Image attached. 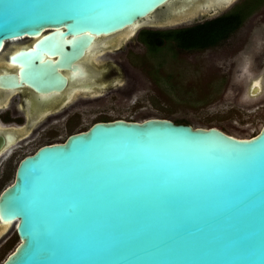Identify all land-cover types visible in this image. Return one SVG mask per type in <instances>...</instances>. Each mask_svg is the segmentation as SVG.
Listing matches in <instances>:
<instances>
[{
    "label": "water",
    "instance_id": "1",
    "mask_svg": "<svg viewBox=\"0 0 264 264\" xmlns=\"http://www.w3.org/2000/svg\"><path fill=\"white\" fill-rule=\"evenodd\" d=\"M180 2L177 14H194L197 0H0V55L37 40L0 84L58 91L98 38L156 24ZM263 89L264 70L246 95ZM0 223L19 239L3 264H264V123L237 138L163 118L95 122L19 162Z\"/></svg>",
    "mask_w": 264,
    "mask_h": 264
},
{
    "label": "rangeland",
    "instance_id": "2",
    "mask_svg": "<svg viewBox=\"0 0 264 264\" xmlns=\"http://www.w3.org/2000/svg\"><path fill=\"white\" fill-rule=\"evenodd\" d=\"M258 12L262 15H254L242 23L235 34L217 48L176 54V57L170 49L154 56L144 53L140 58L145 71L140 61L132 62L134 71L141 73L146 82L144 91L134 94L132 100L123 99L114 91L104 96L102 109H82L79 123L66 126L60 138H33L31 144L19 151L12 171L3 176L0 194L14 181L18 164L25 156L41 146L64 142L70 134L86 131L104 118L138 122L149 117L184 119L191 127H214L237 138L257 134L264 123V89L255 98H249L246 93L250 83L260 79L264 70V5ZM135 37L132 32L127 40ZM128 41L125 45L130 44ZM214 63L222 67L216 68ZM16 236L14 227L2 232L1 237L5 238L1 241L6 238L9 241L0 250V264L19 244Z\"/></svg>",
    "mask_w": 264,
    "mask_h": 264
},
{
    "label": "flooded vegetation",
    "instance_id": "3",
    "mask_svg": "<svg viewBox=\"0 0 264 264\" xmlns=\"http://www.w3.org/2000/svg\"><path fill=\"white\" fill-rule=\"evenodd\" d=\"M251 1L230 0L225 8L217 7L218 12L212 17L209 12L212 11V8H216L217 4L222 5L221 0L206 3L204 0H197V3L192 2L191 6H196H194L196 10H193V15L188 10L179 14L175 11L177 7L189 6V2L174 3L167 15L157 16L156 24L147 23L133 29L132 32L136 37L129 40V45H125L128 41V34L132 33L129 31L123 37L117 35L108 37L110 39L107 37L98 38L84 57L78 61L84 68L82 75L75 82L65 79L66 84L58 91H37L30 83H22L19 87L12 86L9 89H4L0 84V189L2 178L12 171L19 151L24 146L31 144L33 138H60L65 133L66 126L79 123L82 109L84 111L102 109L105 106L104 96L114 91L119 93L123 99L132 100L134 94L146 89V82L142 74L134 71L132 65V62L140 61V66L143 65L141 69L145 71L141 58L144 53H150V45L142 39L143 32L147 30L153 32L177 31L193 27L196 24L201 25L220 15L234 13L241 8L243 3ZM262 5H264V0L253 7L242 23L254 15H262L258 12ZM171 9L174 11L172 12ZM36 41L27 39L7 45L4 53L0 55V83L10 75L20 76L21 66L12 62L11 57L18 51L31 48ZM219 45L208 49L217 48ZM165 49L172 50L173 57H176V54L186 55L208 50H183L178 48L174 39L160 45L159 51H165ZM6 52L8 53L6 54ZM213 66L222 67L218 63H214ZM0 224L1 233V229L7 225ZM1 235L0 250L9 241L6 238L2 242L1 240L5 237H1ZM12 238L10 237V239Z\"/></svg>",
    "mask_w": 264,
    "mask_h": 264
},
{
    "label": "trees",
    "instance_id": "4",
    "mask_svg": "<svg viewBox=\"0 0 264 264\" xmlns=\"http://www.w3.org/2000/svg\"><path fill=\"white\" fill-rule=\"evenodd\" d=\"M262 0H252L250 3H243L239 10L231 14L220 15L216 19L201 25L182 30H170L168 32H143L142 39L150 45V53L157 54L160 45L165 41L174 39L178 48L194 51L195 49L204 50L215 47L227 41L238 29L240 23L248 16L249 12L256 7ZM105 119V118H104ZM103 119V120H104ZM105 121V120H104ZM176 124L188 125L184 119H174ZM256 135V134H255ZM18 238V236H16Z\"/></svg>",
    "mask_w": 264,
    "mask_h": 264
},
{
    "label": "bare ground",
    "instance_id": "5",
    "mask_svg": "<svg viewBox=\"0 0 264 264\" xmlns=\"http://www.w3.org/2000/svg\"><path fill=\"white\" fill-rule=\"evenodd\" d=\"M230 1V0H229ZM128 31H125L124 33H122V34H120L119 36H121L122 35V37L124 36V34L125 33H127ZM128 35H130V34H128ZM120 38V37H119ZM125 38V37H124ZM108 39H110V38H108ZM6 53H8V52H6ZM1 225V224H0ZM7 227H14V228H16V225L15 224H9V225H7V226H5V227H3L1 230H2V232L7 228ZM1 228V227H0ZM1 232V233H2ZM1 233H0V235H1Z\"/></svg>",
    "mask_w": 264,
    "mask_h": 264
}]
</instances>
